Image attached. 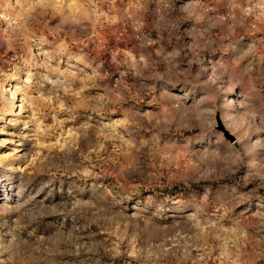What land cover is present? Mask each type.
I'll return each instance as SVG.
<instances>
[{
    "label": "rangeland",
    "instance_id": "1",
    "mask_svg": "<svg viewBox=\"0 0 264 264\" xmlns=\"http://www.w3.org/2000/svg\"><path fill=\"white\" fill-rule=\"evenodd\" d=\"M0 190V264H264V0H0Z\"/></svg>",
    "mask_w": 264,
    "mask_h": 264
},
{
    "label": "bare ground",
    "instance_id": "2",
    "mask_svg": "<svg viewBox=\"0 0 264 264\" xmlns=\"http://www.w3.org/2000/svg\"><path fill=\"white\" fill-rule=\"evenodd\" d=\"M11 86H14L13 85V83L12 84H10ZM12 94L14 95V96H16L17 95V91H16V89H14L13 91H12ZM226 129V128H225ZM231 133V132H230ZM231 134H233V133H231ZM234 135V134H233ZM1 191V190H0ZM9 193V192H8ZM1 195V194H0ZM5 197V196H4ZM7 197V196H6ZM10 197V196H9ZM9 199V198H8Z\"/></svg>",
    "mask_w": 264,
    "mask_h": 264
},
{
    "label": "water",
    "instance_id": "3",
    "mask_svg": "<svg viewBox=\"0 0 264 264\" xmlns=\"http://www.w3.org/2000/svg\"><path fill=\"white\" fill-rule=\"evenodd\" d=\"M222 127H223V125H222ZM223 128H224V127H223ZM224 130L226 131V135H227L229 138H231V139L234 138V136H233L232 134H230V133L228 132V130H226L225 128H224Z\"/></svg>",
    "mask_w": 264,
    "mask_h": 264
}]
</instances>
